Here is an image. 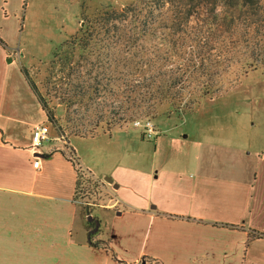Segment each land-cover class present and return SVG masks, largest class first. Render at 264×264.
<instances>
[{"label": "crops", "instance_id": "crops-1", "mask_svg": "<svg viewBox=\"0 0 264 264\" xmlns=\"http://www.w3.org/2000/svg\"><path fill=\"white\" fill-rule=\"evenodd\" d=\"M25 5L0 0V264H264V145L252 139L205 137L163 164L116 167L106 184L119 207L96 212L110 250L88 243L65 141L30 148L47 115L10 39Z\"/></svg>", "mask_w": 264, "mask_h": 264}, {"label": "trees", "instance_id": "trees-1", "mask_svg": "<svg viewBox=\"0 0 264 264\" xmlns=\"http://www.w3.org/2000/svg\"><path fill=\"white\" fill-rule=\"evenodd\" d=\"M155 39L150 48L140 45ZM236 65L243 75L264 70V0H131L87 20L53 52L51 68L63 75L64 123L28 82L69 147L71 137L111 133L137 118L185 114L218 97ZM84 184L97 181L78 168L76 199ZM100 231L90 232L88 243L110 250L111 239L98 238Z\"/></svg>", "mask_w": 264, "mask_h": 264}, {"label": "rangeland", "instance_id": "rangeland-1", "mask_svg": "<svg viewBox=\"0 0 264 264\" xmlns=\"http://www.w3.org/2000/svg\"><path fill=\"white\" fill-rule=\"evenodd\" d=\"M131 0H25L26 5L20 13L22 28L10 35L16 43L13 51L15 58L26 72L27 80L36 84L49 107L57 108V117L65 122V104L59 94L63 80L59 67L51 68L53 52L68 39L79 33L86 21L93 19L107 8L124 7ZM29 4V5H28ZM159 39L140 43L152 47ZM139 45V47H140ZM139 47L134 48L137 50ZM83 73L87 71L83 67ZM241 66L236 65L230 74L220 83L221 93L215 98L203 99L187 113L161 115L157 118L142 117L115 127L111 133H101L95 137H71L66 141L47 118L51 138L65 141L68 155L76 160L71 148V140L78 148L83 160L100 176H112L118 166L134 169L150 168L155 161L163 164L165 157H179L183 149L194 147L196 142L209 138L238 141L251 140L255 146L264 145V70H251L242 74ZM54 74V75H53ZM53 75V76H52ZM78 104L71 111L78 109ZM80 108V107H79ZM82 111H85L81 107ZM154 123L159 134L152 138L145 135L144 126L136 127L135 122ZM51 139V141H57ZM242 139V140H241ZM48 143L45 142L44 146ZM74 149V148H73ZM80 162V161H79ZM78 168L90 175L97 184H84L83 191L77 197L88 231L89 216L99 218L97 210L106 206H117L107 181L97 179L92 172Z\"/></svg>", "mask_w": 264, "mask_h": 264}, {"label": "built area", "instance_id": "built-area-1", "mask_svg": "<svg viewBox=\"0 0 264 264\" xmlns=\"http://www.w3.org/2000/svg\"><path fill=\"white\" fill-rule=\"evenodd\" d=\"M134 124L136 127H140L143 125L145 129V135H147L149 138H152L159 134L154 123L150 120H147L145 123H142L141 120H138ZM50 140H51V133H50L49 126L45 123H38L34 126V129H33L30 148L33 149L34 151H40L41 148H43L44 143ZM36 158L37 159L35 160L34 165L36 167H39L40 158L39 157H36ZM70 158L73 161H75L72 155H70ZM115 264H152V261L148 259H141L136 262L128 263V262H122V261L116 260Z\"/></svg>", "mask_w": 264, "mask_h": 264}, {"label": "water", "instance_id": "water-1", "mask_svg": "<svg viewBox=\"0 0 264 264\" xmlns=\"http://www.w3.org/2000/svg\"><path fill=\"white\" fill-rule=\"evenodd\" d=\"M106 181L109 182V183H111V184L114 183V179H113L112 176H107L106 177ZM116 187H118V185H116ZM88 218H89L90 221H93L94 220V217L93 216H89ZM95 221H96V227H95L94 231H97L98 228H99V226H100V221L97 220V219Z\"/></svg>", "mask_w": 264, "mask_h": 264}]
</instances>
